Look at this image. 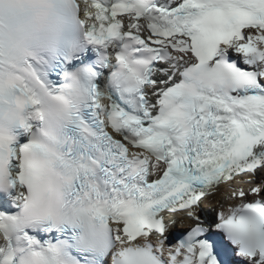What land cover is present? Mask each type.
Returning <instances> with one entry per match:
<instances>
[{
	"label": "snow or ice",
	"instance_id": "obj_1",
	"mask_svg": "<svg viewBox=\"0 0 264 264\" xmlns=\"http://www.w3.org/2000/svg\"><path fill=\"white\" fill-rule=\"evenodd\" d=\"M65 6L76 54L0 77V264H69L35 232L66 219L113 264H264V0Z\"/></svg>",
	"mask_w": 264,
	"mask_h": 264
},
{
	"label": "bare ground",
	"instance_id": "obj_2",
	"mask_svg": "<svg viewBox=\"0 0 264 264\" xmlns=\"http://www.w3.org/2000/svg\"><path fill=\"white\" fill-rule=\"evenodd\" d=\"M212 204H213V203H212ZM225 204H227V205H228V204H230V202H229V201H227ZM214 207H215V205H214Z\"/></svg>",
	"mask_w": 264,
	"mask_h": 264
}]
</instances>
